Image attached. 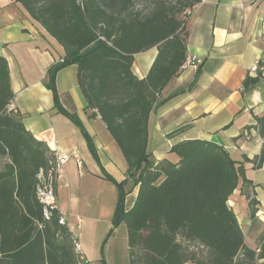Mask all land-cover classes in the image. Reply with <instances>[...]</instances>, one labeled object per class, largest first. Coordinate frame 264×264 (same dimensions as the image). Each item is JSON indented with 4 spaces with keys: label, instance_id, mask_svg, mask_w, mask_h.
Listing matches in <instances>:
<instances>
[{
    "label": "trees",
    "instance_id": "obj_1",
    "mask_svg": "<svg viewBox=\"0 0 264 264\" xmlns=\"http://www.w3.org/2000/svg\"><path fill=\"white\" fill-rule=\"evenodd\" d=\"M137 1L16 0L64 48V59L49 69L46 84L56 110L81 129L94 151L78 115L62 106L56 85L61 70L77 65L86 110L101 116L126 159L128 177L139 185L127 211V180L106 176L119 190L109 235L126 225L130 264H264V230L258 248L248 247L229 205L240 183L251 182L224 147L185 141L172 149L177 163L150 161V115L187 57L188 20L182 15L203 0H155L148 11L137 8ZM152 48L158 55L140 79L133 72L135 55ZM261 78L247 77L246 90ZM13 99L9 64L0 56V264H78L68 230L57 214L45 220L37 198L38 175L52 168L54 153L18 115L7 113ZM257 128L264 139V120ZM251 162L263 167L264 144ZM243 193L255 217L259 203Z\"/></svg>",
    "mask_w": 264,
    "mask_h": 264
},
{
    "label": "crops",
    "instance_id": "obj_2",
    "mask_svg": "<svg viewBox=\"0 0 264 264\" xmlns=\"http://www.w3.org/2000/svg\"><path fill=\"white\" fill-rule=\"evenodd\" d=\"M188 29L187 55L203 64L197 71L181 70L162 91L149 120L150 161L177 163L172 149L185 141L224 147L251 182L240 183L229 205L247 246L257 249L264 230V165L256 169L251 161L264 144L257 128L258 120H264V77L248 90L244 83L256 77L253 68L264 57V0H203L192 11ZM157 55V48L135 55L134 74L147 77ZM0 56L8 61L13 102L26 129L53 153L72 156L57 179L64 228L79 241L89 264H102L103 258L106 264H130L126 225L109 235L119 190L106 176L118 183L127 180V211L137 200L139 185L128 177L126 159L101 116L86 110L77 65L61 70L56 85L62 106L78 115L94 151L81 129L56 110L46 85L49 69L64 59V48L16 0H0ZM244 191L256 194L261 217L250 216Z\"/></svg>",
    "mask_w": 264,
    "mask_h": 264
},
{
    "label": "built area",
    "instance_id": "obj_3",
    "mask_svg": "<svg viewBox=\"0 0 264 264\" xmlns=\"http://www.w3.org/2000/svg\"><path fill=\"white\" fill-rule=\"evenodd\" d=\"M192 14V11H187L184 18L188 20ZM203 60L198 57L187 55L181 70L194 69L199 70ZM253 73L264 77V57L258 61L253 68ZM7 113L18 115V110L14 105L13 100L7 106ZM71 154L66 152H55L54 160L52 161V168L47 172L41 171L38 175L37 184V198L40 204L43 206V215L45 220L50 221L55 214L59 216V225L67 226V221L64 215L60 212L58 197H57V179L59 172L63 165H65L71 158ZM80 164V162H79ZM73 249L77 258L78 264H89L85 254L82 250V246L78 240L73 239Z\"/></svg>",
    "mask_w": 264,
    "mask_h": 264
},
{
    "label": "rangeland",
    "instance_id": "obj_4",
    "mask_svg": "<svg viewBox=\"0 0 264 264\" xmlns=\"http://www.w3.org/2000/svg\"><path fill=\"white\" fill-rule=\"evenodd\" d=\"M169 1H175V0H169ZM155 2V0H150V1H144V0H138L137 1V8H140V9H143V7H145V10L146 11H148L150 8H151V6H152V4ZM184 15L185 14H183L182 16L184 17ZM264 33V32H263ZM0 167H1V165H0ZM250 194H251V198L252 199H255L256 200V194H252L251 192L252 191H248ZM250 201V200H249ZM257 201V200H256ZM258 202V201H257ZM259 203V202H258ZM259 205V204H258ZM258 205H257V208H258ZM250 208V207H249ZM257 214V216H258V212L256 213ZM260 215V217H261V214H259ZM251 216V215H250ZM252 217V216H251ZM253 218V217H252Z\"/></svg>",
    "mask_w": 264,
    "mask_h": 264
}]
</instances>
